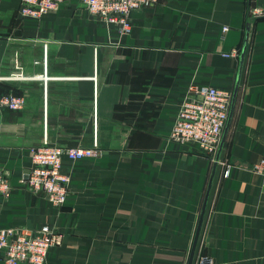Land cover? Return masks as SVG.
<instances>
[{"label":"crops","instance_id":"1","mask_svg":"<svg viewBox=\"0 0 264 264\" xmlns=\"http://www.w3.org/2000/svg\"><path fill=\"white\" fill-rule=\"evenodd\" d=\"M19 5L0 0V95L25 99L21 110L0 109L11 186L0 228L58 230L45 264H187L206 200L192 264H264L253 172L264 159V15L249 16L264 0H157L131 13L128 35L77 0L38 21L19 18ZM191 85L231 92L216 165L218 149L204 155L170 139ZM45 143L100 151L62 157L70 182L60 207L24 183L28 149Z\"/></svg>","mask_w":264,"mask_h":264},{"label":"built area","instance_id":"2","mask_svg":"<svg viewBox=\"0 0 264 264\" xmlns=\"http://www.w3.org/2000/svg\"><path fill=\"white\" fill-rule=\"evenodd\" d=\"M18 16L26 21H38L50 15L66 0H19ZM87 13L115 28L119 34L128 35L132 31L130 15L133 11L151 8L157 0H77ZM264 15L260 8L249 12L252 18ZM228 28H222L226 32ZM233 50L225 56L236 57ZM231 92L212 86L191 85L186 90L170 131V139L179 144H192L201 154L212 156L219 147L223 130L228 119ZM25 105L22 96L5 93L0 95V109L21 110ZM264 140V136H263ZM100 151L91 148H59L43 144L28 149L30 167L24 183L30 192H42L55 207L62 206L68 197L70 178L60 172L61 159L72 162L99 156ZM253 172L262 177L264 192V159L253 167ZM230 167L224 171L228 177ZM11 186L0 166V197L7 198ZM63 235L50 225H42L37 230L6 227L0 228V264H45L48 252L61 245ZM197 264L210 261L199 259Z\"/></svg>","mask_w":264,"mask_h":264},{"label":"water","instance_id":"3","mask_svg":"<svg viewBox=\"0 0 264 264\" xmlns=\"http://www.w3.org/2000/svg\"><path fill=\"white\" fill-rule=\"evenodd\" d=\"M245 39H246V37H245ZM244 50H245V42L243 44V48H242L240 56H239V65H241V63L243 61ZM223 137H224V135H222L221 142L219 144L216 157L214 159V165H216V163L219 160V151H220V147H221V144H222ZM205 204H206V200L204 201V204H203V208H202V211H201V217H200V220H199V223H198V227H197V230H196V233H195V237H194V240H193V244H192V247H191V252H190L187 264H192L193 256H194L196 245H197L198 235H199V231H200V227H201L202 215H203V212H204V209H205Z\"/></svg>","mask_w":264,"mask_h":264},{"label":"trees","instance_id":"4","mask_svg":"<svg viewBox=\"0 0 264 264\" xmlns=\"http://www.w3.org/2000/svg\"><path fill=\"white\" fill-rule=\"evenodd\" d=\"M3 94H5V93H3Z\"/></svg>","mask_w":264,"mask_h":264}]
</instances>
